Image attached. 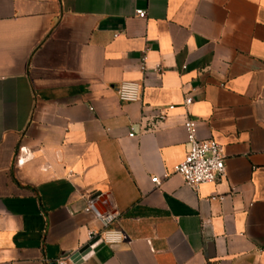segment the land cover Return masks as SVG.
Instances as JSON below:
<instances>
[{
    "label": "crops",
    "instance_id": "obj_1",
    "mask_svg": "<svg viewBox=\"0 0 264 264\" xmlns=\"http://www.w3.org/2000/svg\"><path fill=\"white\" fill-rule=\"evenodd\" d=\"M186 119L224 155L194 190ZM103 230L122 240L77 264H264V0H0V264Z\"/></svg>",
    "mask_w": 264,
    "mask_h": 264
},
{
    "label": "built area",
    "instance_id": "obj_2",
    "mask_svg": "<svg viewBox=\"0 0 264 264\" xmlns=\"http://www.w3.org/2000/svg\"><path fill=\"white\" fill-rule=\"evenodd\" d=\"M137 18L143 19L145 12L141 9L135 10ZM158 69V68H156ZM139 70H144L143 62L139 64ZM116 94L122 102H135L140 99L141 86L134 81H122L116 86ZM192 99L189 95L184 96L183 105H189ZM171 108V106H168ZM159 120L164 119V114H158ZM185 134L187 150L181 162L173 167V173L178 174L185 186L194 190L199 184L211 182L215 183L220 180L224 174V155L221 146L214 139H198L196 137V122L186 119L182 123ZM129 137L133 134L129 133ZM24 152V151H23ZM25 153V152H24ZM167 174H162L161 178L153 176L150 182L155 186L159 185L162 179L167 178ZM97 196H86L83 211L92 214V216L106 225L109 221L116 218V212H100L94 207ZM98 237L103 244H115L122 240V233L114 230H103L102 232L87 231L88 242ZM55 264H76L68 256L58 258Z\"/></svg>",
    "mask_w": 264,
    "mask_h": 264
},
{
    "label": "water",
    "instance_id": "obj_3",
    "mask_svg": "<svg viewBox=\"0 0 264 264\" xmlns=\"http://www.w3.org/2000/svg\"><path fill=\"white\" fill-rule=\"evenodd\" d=\"M102 245V242L98 237L93 238L91 241L87 242L77 251L71 254L70 259L74 263H79L80 261L84 260L88 257L95 249Z\"/></svg>",
    "mask_w": 264,
    "mask_h": 264
}]
</instances>
